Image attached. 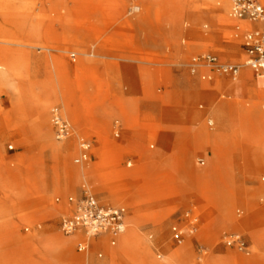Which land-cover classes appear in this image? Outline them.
Listing matches in <instances>:
<instances>
[{
  "label": "rangeland",
  "instance_id": "obj_1",
  "mask_svg": "<svg viewBox=\"0 0 264 264\" xmlns=\"http://www.w3.org/2000/svg\"><path fill=\"white\" fill-rule=\"evenodd\" d=\"M79 1L0 0L2 32L16 42H0V51L21 57L30 86L49 79L58 90L57 102L43 115L0 85V162L10 182L6 189L0 187V264L21 253L34 238L52 245L50 253L35 258L37 264H88L89 257L111 258V250H118L121 239L135 229L133 220L138 239L150 244L149 259L154 264H204L205 259L228 254L235 264H264V162L249 147L242 125L244 114L253 108L264 115V98L231 86L247 58L244 36L256 25L241 20L236 32L226 27L220 16L227 7L226 17L234 20L229 16V0H148L155 7L121 16L118 28L100 39L108 47L106 57L84 69L78 64V52L92 44L94 36L86 25L74 22L80 14ZM100 13L91 16L94 23L99 24ZM46 35L69 43L70 52H59L64 55L60 59L54 52L20 45L39 43ZM233 41L236 51L231 50ZM207 56L217 63L237 65L238 76L220 73L216 65L204 62ZM170 76L174 86L167 82ZM80 88L89 91L91 97L86 99L91 105L126 98L141 106L142 126L128 130L118 118L103 134L117 148L112 163L86 173L75 159L81 155L83 141L94 145L93 152L100 147V135L90 130L82 116ZM172 89L179 95L176 102L163 99ZM72 109L76 122L70 116ZM56 110L72 127L63 141L55 136ZM149 114L154 121L146 120ZM152 124L155 131L150 129ZM204 130L223 134L230 144L221 172H210L213 167L206 155L212 154V148L205 146L201 152L192 138ZM131 141L149 154L142 171L138 170L140 157L127 149ZM55 146L58 150L53 153ZM99 160L93 153L90 161ZM206 169L211 180H205V194L196 174ZM127 171L138 172L130 179L117 176ZM85 191L104 206L128 209L131 226L123 235H104L92 242L84 236L64 235L62 221L71 212L67 201L81 198ZM244 217L252 220L239 224ZM175 226L181 231L179 241L174 239ZM188 226L193 227V235L186 234ZM237 233L245 242L242 250L226 243L227 236ZM83 241L86 249L79 251ZM115 264L132 263L121 255Z\"/></svg>",
  "mask_w": 264,
  "mask_h": 264
},
{
  "label": "bare ground",
  "instance_id": "obj_2",
  "mask_svg": "<svg viewBox=\"0 0 264 264\" xmlns=\"http://www.w3.org/2000/svg\"><path fill=\"white\" fill-rule=\"evenodd\" d=\"M80 14L74 22L78 25H86L93 32L94 40L90 45H83L82 49L78 52V64L81 65L84 69L90 68V64L99 62L101 58L106 57L108 51V47H105V44H101L100 39L101 37L109 32L110 30H116L118 28V21L121 16L125 15L126 13L130 12L132 14H142L143 12H147L152 10L155 7L154 3L149 2L148 0H80ZM140 2V4H139ZM106 7L103 9V7ZM101 10L100 18L98 19V23H94L91 16ZM226 10L227 7L222 9V22L226 27L235 28V32L237 31V24L241 20L234 18L231 13L229 12L230 18L234 20H229L226 17ZM230 10V9H229ZM44 11L43 3L40 6L39 12ZM60 17V14H59ZM92 19V20H91ZM250 25V24H249ZM250 27V26H249ZM240 29V28H239ZM3 28L0 26V42H7L9 43H16L13 39L6 38L3 34ZM32 33H35L34 29L31 30ZM41 35V34H40ZM39 35V36H40ZM48 35L44 36L39 43L37 42H23L20 44L25 47L34 48L38 50H43L49 52L54 57L63 58L64 55L59 54V52L68 53L70 52L69 43H61L58 38H51L47 37ZM13 41V42H10ZM83 44V43H82ZM232 51L237 50V42L233 41L231 46ZM58 53V54H57ZM246 59L243 63L242 73L238 79H234L231 83L232 88L234 91L244 92V93H251L254 96L258 97L259 100L264 98V76L261 75H254L255 73L250 69L246 68ZM194 61H197L198 58H194ZM202 66V70H204V66ZM245 67V68H244ZM27 67L22 62L21 57L18 55H8L4 54L0 51V85L6 86L13 94L19 97L21 100H24L27 103L28 109H37L43 115L50 109L54 107L55 103L57 102L58 97V90L55 87V83L52 80H44L39 83H32L30 86V82L28 76L26 74ZM254 73V74H253ZM206 78V77H205ZM24 81V87H22L21 83ZM168 84L174 86L175 82L174 79L170 77L167 78ZM81 95H80V105L82 107V116L86 121V125L90 128L91 131L100 135V147L94 150V154L97 155V159H100L98 162L93 163L90 161L88 163L83 164L84 172L93 171L94 169L101 168L104 164H110L114 160L113 153L117 151L116 145H111L106 141L103 137V134L109 129L110 125L112 124L114 119H122L125 123L128 130H135L138 127L142 126L139 122V113L141 110V106L138 102L133 99H117L114 103H104L101 104L100 101L95 104H90L87 102L86 98H90L89 91L86 89L80 88ZM176 93V89H172L164 96V100L168 99L170 102H176L179 97ZM149 99H152V96L148 95ZM155 97H160L155 96ZM157 99V101L161 99ZM73 102V101H72ZM68 106L70 105L67 103ZM73 104V103H71ZM158 108V103L154 104ZM250 106V105H249ZM71 107V106H70ZM155 108V107H154ZM156 109V108H155ZM71 110V118L75 121V114ZM146 117L148 121H154V116L149 114ZM145 121V120H144ZM76 122V121H75ZM242 125L245 127V138L250 148H253V153L256 158H260L262 163L264 162V115L261 116L257 111L251 109L247 111L246 115L244 114L242 118ZM145 126H150L146 125ZM155 124L151 125V130H156L157 128L154 127ZM88 128V129H89ZM120 129V127H119ZM159 129H162L159 127ZM120 132V131H119ZM190 136V134L188 135ZM194 142L197 144V148L204 152V147H211L212 154L206 155V157L210 159V165L213 167L210 172L218 173L221 172V165L224 162V159L228 157L227 151L230 149V144L227 142L226 136L221 133L215 131H208L204 130L203 132L195 133L192 135ZM197 141V142H196ZM128 150H132L138 157L141 159L140 171L146 168L147 160H148V153H146L135 141H131L129 144ZM58 148L55 146L53 148V153ZM93 160V159H92ZM259 160V159H258ZM260 161V160H259ZM260 161V162H261ZM203 165L205 164L204 161ZM89 166V168L85 167ZM105 166V165H104ZM209 170H204L202 174H196V178L199 179L201 183H203L200 188L206 194L208 188H205V185L208 186L205 180H211L210 176L208 175ZM138 172V171H137ZM135 172H126V174L118 172L119 177L121 178H133V176L137 173ZM195 177L194 172L191 174ZM7 170L3 169V164L0 162V187L2 189H6L9 185V179L7 178ZM196 181V182H199ZM264 182V179H263ZM137 220V218H136ZM249 220L245 217L238 221L239 224L247 223ZM135 223V229L132 230L128 235L124 236L121 239V246L118 250H111L110 252V259L106 258L103 260L96 259L94 257H89L88 264H115L117 256H123L130 260L132 264H154L152 260L149 259L150 255V244L147 241H140L138 239V225L136 221L133 220ZM132 221V222H133ZM129 221L127 222V227L129 225ZM138 223V222H137ZM133 226V225H132ZM133 226V227H134ZM176 227V226H175ZM174 227V228H175ZM127 230V228H126ZM125 230V232H126ZM124 232V233H125ZM185 232L187 235H193L195 233L193 227L188 226L185 228ZM123 233V234H124ZM122 234V235H123ZM82 236L80 234L76 235L75 237ZM109 236V235H107ZM35 239V238H34ZM26 242L25 247L22 248L21 253L18 252L17 255L13 254V258L10 257L5 264H37L36 257L43 256L44 253L51 252V243L44 242L41 240L39 242ZM95 240L94 238L90 239V242ZM95 242V241H93ZM97 244V243H96ZM95 245V244H94ZM177 255V253H176ZM210 262V263H209ZM204 264H235L234 256L232 254H228L227 256H222L219 258H214L211 261L209 259H205L203 262ZM165 264H174V261H168Z\"/></svg>",
  "mask_w": 264,
  "mask_h": 264
},
{
  "label": "built area",
  "instance_id": "obj_3",
  "mask_svg": "<svg viewBox=\"0 0 264 264\" xmlns=\"http://www.w3.org/2000/svg\"><path fill=\"white\" fill-rule=\"evenodd\" d=\"M229 3L230 13L234 18L248 20L256 25L244 36L246 66L257 75L264 76V5L260 0H229ZM202 59L210 65H216V69L222 74H229L232 77H237L239 74L240 68L237 65L217 63V59L212 56ZM53 125L58 141L67 139L72 133L71 124L63 118L59 110L53 113ZM119 136L120 132L116 134V137ZM93 149L94 145L91 142L83 141L81 155L75 159V163H88L93 156ZM67 202L71 212L62 221L61 229L65 236L72 237L80 234L90 242V239L104 235L117 237L127 228L129 211L125 206H104L89 191H85L79 199L70 197ZM173 232L174 239L181 240V231L177 227L173 228ZM241 235L237 233L227 236V245L244 249L245 242ZM85 244V241L79 244V251L86 249ZM111 244L116 245V240H112ZM87 246L89 248L90 244Z\"/></svg>",
  "mask_w": 264,
  "mask_h": 264
},
{
  "label": "crops",
  "instance_id": "obj_4",
  "mask_svg": "<svg viewBox=\"0 0 264 264\" xmlns=\"http://www.w3.org/2000/svg\"><path fill=\"white\" fill-rule=\"evenodd\" d=\"M48 226H50V227H52V228H54L55 227V225L54 224H49ZM54 226V227H53Z\"/></svg>",
  "mask_w": 264,
  "mask_h": 264
}]
</instances>
